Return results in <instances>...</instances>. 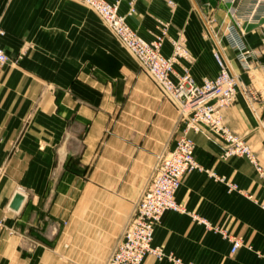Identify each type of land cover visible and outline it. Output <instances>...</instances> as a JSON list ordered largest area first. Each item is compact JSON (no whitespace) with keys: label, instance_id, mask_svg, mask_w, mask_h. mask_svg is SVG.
I'll use <instances>...</instances> for the list:
<instances>
[{"label":"crops","instance_id":"crops-1","mask_svg":"<svg viewBox=\"0 0 264 264\" xmlns=\"http://www.w3.org/2000/svg\"><path fill=\"white\" fill-rule=\"evenodd\" d=\"M174 1L193 57L183 65L197 83L216 77L212 52L221 44L241 84L222 110L224 123L264 167V18L242 23L256 52L246 70L223 24L215 25V43ZM164 3L138 1L130 22L145 31ZM201 4L215 15L228 5ZM88 18L72 0H0V49L11 59L0 73V264H105L156 156L184 127L136 60ZM189 135L203 171L175 193L183 212L164 213L155 227L164 256L141 264H264V179L245 158L222 159V140L206 129ZM18 193L24 200L13 210ZM222 233L242 247L232 254Z\"/></svg>","mask_w":264,"mask_h":264},{"label":"built area","instance_id":"built-area-1","mask_svg":"<svg viewBox=\"0 0 264 264\" xmlns=\"http://www.w3.org/2000/svg\"><path fill=\"white\" fill-rule=\"evenodd\" d=\"M73 1L90 7L112 30L119 42L134 55L162 96L178 110L180 122L184 125L173 146L157 156L150 179L105 264H141L149 255L160 259L164 255L161 248L153 244L154 229L165 212H183V208L175 201V193L188 174L203 171L196 160L195 144L190 132L206 129L222 140V159L245 158L253 165L258 177L264 179V167L247 142L226 127L221 114L223 109L236 101L239 78L228 68L223 55L216 49L214 58L219 66L216 77L198 84L185 72L174 81L173 66L177 57L190 58L185 49L175 43L173 54L164 57L161 54V42L146 41L140 37L119 14L116 4L105 0ZM223 1L229 6L227 12L231 19L225 27L226 44L235 52L240 65L248 70L250 58L256 52L245 43L241 26L243 22L264 18V0ZM10 62V57L0 49V73ZM199 222L208 226L206 221ZM224 236L231 243L232 254L242 247L239 237ZM175 262L179 263L178 260Z\"/></svg>","mask_w":264,"mask_h":264},{"label":"rangeland","instance_id":"rangeland-1","mask_svg":"<svg viewBox=\"0 0 264 264\" xmlns=\"http://www.w3.org/2000/svg\"><path fill=\"white\" fill-rule=\"evenodd\" d=\"M105 1L110 3V4H116L117 5V9H118L119 14L122 17H124L126 23L129 24L140 37H142L146 41H156V40L160 41L161 42V54L164 57H170L173 54L174 47H176L175 43H177L181 49H185L186 53H188L190 58L185 59L183 56L177 57L175 64L173 66V68H174L173 80L174 81L178 80L177 79L178 76L184 74L185 72H187L191 76L190 72L186 70L185 65H183L185 63L190 65L192 63L193 57L190 53V49L186 45V38H185L184 31H181L180 29H178V25H177V23L179 21L178 2H176L174 0H164L165 3H164L163 8H161L159 5H155V11H156L155 15L150 18L149 22H146V26L148 28L145 29V31H142V30H137L135 28L134 24H132L130 22V19H131V17L136 15V11H137L136 10L137 9L136 4H137V2L141 1V3L143 5H146L148 0H127V1L126 0H105ZM217 1H218V3L220 2V3L225 4V5L227 4L223 0H217ZM77 3H79V2H77ZM124 3L126 4V9H124V5H125ZM79 4H81V3H79ZM180 4L182 6H186V10L188 9V11H190V15H188V17L186 19L187 22H192V21L200 22L201 25L203 26V32H204L206 38L213 39L214 41L216 40L217 42L219 40L221 41L220 36L216 37L214 29H215V25L217 22H219L220 24H223L225 27L230 23V20H231L230 15L227 12V9L229 8L228 5L226 6L227 9L225 10L224 14L215 15L214 11H212L213 9L210 11H207V9H205V7H203V5L201 4V0H181ZM81 5H83L86 12L89 15H91V19L88 18L86 20L87 21H93V22L94 21L99 22L102 25V27L104 28V30H106L119 43V45L122 46L124 48V50L126 52H128L136 60L137 64L139 65V62L134 57V55L119 42V40L117 39L115 34L112 32V30L100 19V17L92 9H90V7H88L84 4H81ZM216 41H215V43H216ZM225 47L226 46L223 45V48H225ZM216 49L218 51L222 52V46H221V44H219V42H218V44L216 43V48L212 52L213 58H214V53H215ZM215 62L217 63L216 60H215ZM226 63H227L228 68L231 69L230 65L228 64L227 61H226ZM139 67H140V65H139ZM218 68H219V66H218ZM140 70L145 74V72L141 69V67H140ZM202 82H200L198 84H201ZM154 87H155V85H154ZM158 92L160 93L159 90H158ZM160 95L164 100L169 102L166 98H164L162 96L161 93H160ZM177 112H178V110H177ZM178 116H179V113H178ZM179 122H180V116H179ZM167 149H169V147ZM167 149H165L164 151H166ZM163 152H161V153H163ZM160 154H158V155H160ZM157 156H156V158H157ZM149 179H150V177H149Z\"/></svg>","mask_w":264,"mask_h":264},{"label":"water","instance_id":"water-1","mask_svg":"<svg viewBox=\"0 0 264 264\" xmlns=\"http://www.w3.org/2000/svg\"><path fill=\"white\" fill-rule=\"evenodd\" d=\"M24 200V197L21 194H16L10 204V208L13 210H19L21 207V204Z\"/></svg>","mask_w":264,"mask_h":264},{"label":"bare ground","instance_id":"bare-ground-1","mask_svg":"<svg viewBox=\"0 0 264 264\" xmlns=\"http://www.w3.org/2000/svg\"><path fill=\"white\" fill-rule=\"evenodd\" d=\"M230 70H231V69H230ZM232 73H233V72H232ZM234 75H235L236 77H238L236 73H234ZM238 84H239V86L241 85V84H240V81L238 82ZM174 197H175V196H174ZM175 201H176V200H175ZM176 203H177V202H176ZM177 204H178V203H177ZM167 212H168V211H167ZM165 213H166V212H165ZM161 218H162V217H161ZM154 230H155V229H154ZM153 238H154V233H153Z\"/></svg>","mask_w":264,"mask_h":264}]
</instances>
